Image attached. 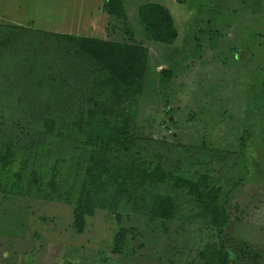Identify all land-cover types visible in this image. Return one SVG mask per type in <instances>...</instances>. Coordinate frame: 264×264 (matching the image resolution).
<instances>
[{"label":"rangeland","instance_id":"374dc122","mask_svg":"<svg viewBox=\"0 0 264 264\" xmlns=\"http://www.w3.org/2000/svg\"><path fill=\"white\" fill-rule=\"evenodd\" d=\"M123 2L135 42L149 51L138 136L208 150L205 171H213L214 182L219 181L222 190L238 185L227 205L230 220L224 234L233 262L264 264V0ZM149 3L170 10L178 31L174 44L147 35L139 8ZM102 10V0H0V128L17 116L39 113L53 98L46 85L55 68L39 63L45 59V43L26 45L33 34L29 30H42L38 25L52 21L59 28L50 33L82 34V27L89 33L97 21L96 27L106 30ZM123 28L114 18L110 35L87 36L121 42L127 40L124 29L130 33ZM10 31L24 39L8 40ZM36 35L41 34H33L35 41L43 40L44 34ZM72 110L79 112L78 101L73 100ZM55 136L37 150L35 160L46 164L64 159V179L78 182L83 177L75 167L82 166L80 149L68 145L65 132ZM215 152L226 158H212ZM28 190L25 186V193ZM25 195L0 192V264H204L200 253L219 240L194 219L163 223L121 213L118 223L112 213L100 209L78 233L73 205ZM121 228L130 234L122 254L116 255L115 237Z\"/></svg>","mask_w":264,"mask_h":264},{"label":"trees","instance_id":"16d2710c","mask_svg":"<svg viewBox=\"0 0 264 264\" xmlns=\"http://www.w3.org/2000/svg\"><path fill=\"white\" fill-rule=\"evenodd\" d=\"M103 10L109 17L108 35L114 18L129 28L123 0H104ZM139 19L152 40L168 45L176 41L178 31L167 7L158 3L141 6ZM29 31L44 34L43 40L35 41L32 34L24 42L31 47L45 43V59L39 63L42 68H55L46 85L53 98L39 113L31 111L1 123L0 192L73 205L78 233L84 232L87 218L94 217L98 209L112 213L118 223L121 213L163 223L194 219L219 239L216 246H207L200 253L204 264H234L224 234L230 220L227 205L238 185L222 190L219 181L214 182L213 171H205L209 168L205 157L211 155L207 149L194 151L193 147H176L165 139L137 134L149 51L135 42L132 30L127 34L124 29L127 40L121 42L35 28ZM7 39L24 38L10 31ZM162 73L172 76L170 70ZM73 100L78 101V113H73ZM64 132L68 145L80 149L82 166L75 167L82 170L83 177L78 182L64 179V159L46 164L36 161L38 151ZM197 154L204 156L194 159ZM225 156L212 154L216 159ZM25 186L29 187L27 193ZM195 208L197 212L190 215ZM129 234L126 228L118 231L114 254H122Z\"/></svg>","mask_w":264,"mask_h":264},{"label":"crops","instance_id":"0c3cea01","mask_svg":"<svg viewBox=\"0 0 264 264\" xmlns=\"http://www.w3.org/2000/svg\"><path fill=\"white\" fill-rule=\"evenodd\" d=\"M102 2H103V6H104V0H102ZM102 12H103V14H101L100 18L106 19L107 20V26H108L109 17L104 12V10H102ZM91 19H92V16H90V17L87 18V20H91ZM97 22H93V26H95V27H90L89 28V30H90L89 33H88V30L87 29H85V28L83 29V27H82V32H84V33H82V34H72V35L84 36V37H91V36H87V34H98V32H100L101 36H103L105 32L107 33V31H106L107 30V27H106V30H105V27H104V29L103 28L99 29L98 27H96L97 26ZM30 23L31 24H34L33 21L30 22ZM76 25L77 24H75L74 26H76ZM79 25H81V24H79ZM105 25H106V23H105ZM38 26L43 31H47V32H55V31H52V30H55V29L57 30L59 28V26L57 25V21L48 22L45 27L40 26V25H38ZM91 38H97V37H91ZM100 39H105V38L100 37Z\"/></svg>","mask_w":264,"mask_h":264}]
</instances>
